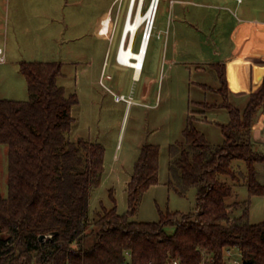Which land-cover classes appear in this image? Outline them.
<instances>
[{
  "label": "trees",
  "instance_id": "1",
  "mask_svg": "<svg viewBox=\"0 0 264 264\" xmlns=\"http://www.w3.org/2000/svg\"><path fill=\"white\" fill-rule=\"evenodd\" d=\"M210 68L230 115L221 125L222 143H210L190 116L183 140L169 148L168 186L182 195L196 188V210L136 221L131 216L143 194L159 182V145L141 148L127 185L128 211L102 206L91 216L89 199L102 180L104 147L71 139L78 98L58 82L61 63H21L29 99L0 98V144L8 154L7 195L0 186V264H228V249L239 252L242 264H264V220L250 222L249 201L242 202L240 216L231 217L241 202L227 201L233 193L229 181H241L235 160L245 163L249 192L264 194L256 171L264 151L253 139L264 107V78L241 110L228 101L224 64ZM110 197L115 202L113 189Z\"/></svg>",
  "mask_w": 264,
  "mask_h": 264
},
{
  "label": "rangeland",
  "instance_id": "2",
  "mask_svg": "<svg viewBox=\"0 0 264 264\" xmlns=\"http://www.w3.org/2000/svg\"><path fill=\"white\" fill-rule=\"evenodd\" d=\"M128 1L0 0V98L29 99L21 63H61L58 82L78 98L72 109L75 121L71 139L98 142L105 150L102 180L89 199L91 216L102 206H116L120 214L128 211L127 185L134 164L142 146L152 143L160 147L159 182L145 191L131 219L158 221L161 212L192 213L197 207L196 188L182 195L168 186L169 148L183 140L189 117L215 145L224 139L221 125L230 121L219 78L210 63L224 64L228 101L238 109L245 108L251 92L260 85L250 63L235 60L230 54L234 21L223 30L214 29L216 14L212 10L207 28L198 29L195 12L199 8L190 5L187 18H183V0L175 4L160 0L139 76L135 67L116 64ZM150 1L146 0L145 9ZM229 5L235 8V4ZM107 15L112 20H106L101 32V20ZM143 29L136 36L133 52L141 49ZM261 116L262 111L253 124V139L264 151ZM232 166L241 181H229L233 193L227 201L241 205L232 208L230 216H240L242 202L249 201L250 222L263 221L264 194L249 192L243 161L235 160ZM256 171L257 180L264 185V163H256ZM7 178V147L0 144V186L4 195L8 194ZM111 189L115 202L110 197ZM167 231L172 233L174 226L167 227ZM234 252L239 254L236 249Z\"/></svg>",
  "mask_w": 264,
  "mask_h": 264
},
{
  "label": "crops",
  "instance_id": "3",
  "mask_svg": "<svg viewBox=\"0 0 264 264\" xmlns=\"http://www.w3.org/2000/svg\"><path fill=\"white\" fill-rule=\"evenodd\" d=\"M215 1L216 3L211 4L207 2L183 0V18H187L190 11L189 6H194L195 4L196 8H199V11L195 12V18L198 22V29L200 28L203 30V28H207L206 22L207 20H211L209 19V15H212L213 11L216 14L214 29L219 28L223 30L225 26H228V24H230L231 21H234V25L230 30V36L233 43V49L230 54L234 57L235 60L248 61L250 63L252 75L253 77H257L258 83L260 85L264 78V0ZM175 2L176 0H173V2L171 3L175 4ZM229 3L235 4V8L233 9L229 5ZM110 16L107 15L106 18H103L101 20V25L99 27L100 29L101 26L106 23V20L110 19ZM127 25L128 23H125L122 38ZM209 30L210 29H208V31ZM101 32L104 31L102 30ZM107 33L109 34L110 32ZM105 35L107 34L105 33ZM120 62L122 64L117 62L116 64L127 67L129 65L125 62ZM211 63L222 62L219 61ZM135 69L137 68L135 67ZM140 72L141 69L136 70V74L138 76L140 75Z\"/></svg>",
  "mask_w": 264,
  "mask_h": 264
},
{
  "label": "bare ground",
  "instance_id": "4",
  "mask_svg": "<svg viewBox=\"0 0 264 264\" xmlns=\"http://www.w3.org/2000/svg\"><path fill=\"white\" fill-rule=\"evenodd\" d=\"M151 7H147L145 11L140 12V9L138 10L137 14L132 17L131 20H128L125 22L128 25L126 26L125 33L123 35V42L126 39L127 32L129 33V28L131 22H133L132 28H133V35H129V45L128 47L124 46V43L122 44L121 51H120V61L125 62L129 64L128 66H133L136 67L137 69H141L142 63L145 58L146 54V48H147V43L149 40V35H150V28L152 26V20L154 19L155 12H157L160 0H154L153 2L151 1ZM156 17V15H155ZM155 21V19H154ZM148 22V26L146 29V38L144 40H141V49L139 52H133L132 51V41L134 42L136 36H137V29ZM124 23V24H125ZM151 36V35H150ZM132 60H135L134 62Z\"/></svg>",
  "mask_w": 264,
  "mask_h": 264
},
{
  "label": "built area",
  "instance_id": "5",
  "mask_svg": "<svg viewBox=\"0 0 264 264\" xmlns=\"http://www.w3.org/2000/svg\"><path fill=\"white\" fill-rule=\"evenodd\" d=\"M120 1L122 2L123 0H120ZM151 1L153 2L154 0H151ZM151 1H150V3H151ZM239 1H241V0H239ZM145 2H146V0H129L128 1L126 15H125V19H124V23L127 22L128 20H131L132 17L137 14L139 9H140V12H142V11H145L147 9V7H149V5L151 7V4L149 3L148 6L145 9L144 8L145 7ZM171 2H173V0H171ZM155 15H156V12H155ZM155 15H154V19H155ZM154 19L152 20V23H151L152 26L150 28V35L152 34V29L154 27ZM143 26H144V29H143L142 39L141 40H144L146 38V29H147V26H148V22L146 24L141 25L137 29V34L139 33L140 29H142ZM150 35L148 37L149 39H150ZM123 43L124 42H123V38H122V34H121V40H120V43L118 45V49H117V52H116V58L118 59L119 62H120V60H119L120 51H121V47H122ZM260 129H261L262 134L264 135V107H263V110H262ZM236 254L237 253H235L234 250H232V249H228L226 251L228 264H242L241 259H240V255L238 254L236 256ZM123 264H128V263L125 262Z\"/></svg>",
  "mask_w": 264,
  "mask_h": 264
},
{
  "label": "flooded vegetation",
  "instance_id": "6",
  "mask_svg": "<svg viewBox=\"0 0 264 264\" xmlns=\"http://www.w3.org/2000/svg\"><path fill=\"white\" fill-rule=\"evenodd\" d=\"M110 19L112 20V16H110ZM129 31H130V32L128 33L127 38L124 40V41H125V42H124V46H126V47H128V45H129V43H130V41H129V40H130V39H129V35H131V36L133 35V28H132V26H131V29H129ZM104 36H107V35H104ZM120 40H121V37H120ZM120 40H119V43H120ZM135 40H136V39H135ZM133 43H134V44H133ZM135 43H136L135 41H134V42L132 41V48H133V47L135 48V46H136ZM140 45H141V44H140ZM116 62H117V63H120V62L118 61V59L116 58V56H115V63H116Z\"/></svg>",
  "mask_w": 264,
  "mask_h": 264
},
{
  "label": "water",
  "instance_id": "7",
  "mask_svg": "<svg viewBox=\"0 0 264 264\" xmlns=\"http://www.w3.org/2000/svg\"><path fill=\"white\" fill-rule=\"evenodd\" d=\"M44 237H45V236H44V235H42V236H41V239H44Z\"/></svg>",
  "mask_w": 264,
  "mask_h": 264
}]
</instances>
